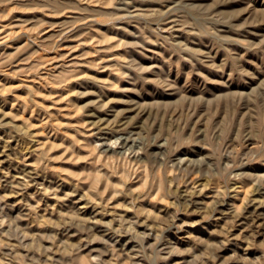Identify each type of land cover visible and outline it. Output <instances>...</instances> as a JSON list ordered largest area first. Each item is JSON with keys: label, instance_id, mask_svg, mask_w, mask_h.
<instances>
[{"label": "rangeland", "instance_id": "obj_1", "mask_svg": "<svg viewBox=\"0 0 264 264\" xmlns=\"http://www.w3.org/2000/svg\"><path fill=\"white\" fill-rule=\"evenodd\" d=\"M0 264H264V0H0Z\"/></svg>", "mask_w": 264, "mask_h": 264}, {"label": "bare ground", "instance_id": "obj_2", "mask_svg": "<svg viewBox=\"0 0 264 264\" xmlns=\"http://www.w3.org/2000/svg\"><path fill=\"white\" fill-rule=\"evenodd\" d=\"M180 160H183V159H180Z\"/></svg>", "mask_w": 264, "mask_h": 264}]
</instances>
